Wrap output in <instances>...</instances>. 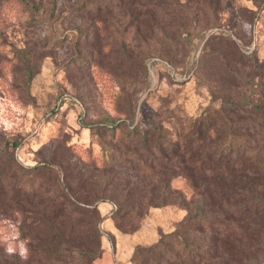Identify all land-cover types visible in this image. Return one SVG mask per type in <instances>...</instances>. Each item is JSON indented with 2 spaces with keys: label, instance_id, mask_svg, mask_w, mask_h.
Wrapping results in <instances>:
<instances>
[{
  "label": "rangeland",
  "instance_id": "obj_1",
  "mask_svg": "<svg viewBox=\"0 0 264 264\" xmlns=\"http://www.w3.org/2000/svg\"><path fill=\"white\" fill-rule=\"evenodd\" d=\"M132 2L0 0V260L89 264L82 250L88 215L73 213V199L66 197V188L78 189V175H86V192L100 197L102 238L94 264H140L148 256L139 253L132 261L136 247L174 232L184 235L186 216L208 198L181 172L170 182L181 198L159 208L154 197L161 193V177L119 168L91 174L88 164L110 162L112 155L123 161L112 146L135 126L157 127L153 139L160 134L163 143L184 144L198 126L214 124L208 136L224 133L233 113L238 120L264 121V0ZM137 10L144 14L139 19ZM262 137L246 133L248 176L255 185L246 197L262 234L248 243L245 236L242 245L230 242L216 264H264ZM117 188L137 192L144 204L133 234L117 228L119 215L102 202L112 201ZM62 203L64 213L56 208ZM32 207L46 208L62 222L67 217L62 232L74 238L47 241L43 221L33 224Z\"/></svg>",
  "mask_w": 264,
  "mask_h": 264
},
{
  "label": "trees",
  "instance_id": "obj_2",
  "mask_svg": "<svg viewBox=\"0 0 264 264\" xmlns=\"http://www.w3.org/2000/svg\"><path fill=\"white\" fill-rule=\"evenodd\" d=\"M138 3V0L132 2V4ZM2 7L6 9L7 5L4 4ZM136 15L139 19L144 14L137 10ZM262 68L261 78L264 79V66ZM261 96L264 99V89ZM258 108L263 109V106L258 105ZM213 125L209 123L205 129H202V126L194 128L188 136H184L186 141L184 144L172 140L163 143L164 137L160 134L153 139L151 132H155L157 127L141 131L135 126L132 128L133 131L130 130L121 139L120 146H112L113 152L118 153L119 157H124L123 161L117 160L112 155L110 162L99 164L94 161L88 164L90 170L88 173L91 174L97 171L106 172L108 168H119L139 176L161 177V193L154 197V200H159L161 204L159 208L167 206L168 204L165 203H169V200L181 198L179 192L170 187V182L181 172L188 177L194 189L209 200L205 203L204 198L202 204H196L193 211L186 216V221L182 225L188 226L189 229L184 235L174 232V234L162 236L150 246L136 247L132 261L136 260L139 253H146L148 257L143 258L140 264H216V255L221 251L227 252L228 248L231 249L230 242L242 245L245 236L248 243L253 241L250 237L257 238V235L262 234L259 232L260 227L253 219L254 208L246 197L249 190L255 187L248 176L250 172L248 168L252 163H250L251 148L246 141V133L249 139L264 136V121H257L250 117L246 119L242 117L238 120L236 113H233L225 118L224 126L227 127L224 133L217 131L216 136H208L210 133L206 131ZM237 125H241L243 134L237 132ZM133 136L136 143H133ZM227 142L228 145H226ZM153 143L155 144L152 153L150 147ZM143 151H147L149 156L143 154ZM206 172L208 175L205 174ZM78 179V182L80 181L78 189L72 190L67 187L66 197L73 199L71 203V206L75 208L73 213L88 215L87 221H83V226L86 228V242L82 250L85 255L87 254L89 264H94L100 258L102 238L97 229V223L100 222L97 217L100 219V216L96 205L100 197L86 192L89 181L86 175L81 177L78 175ZM117 189L118 191L110 196L112 201L103 200L102 202L111 205L113 217L119 215L117 228L124 234H133L138 231L143 220L144 204L141 202L142 199L137 200V192L131 189L126 192H123L122 188ZM15 200L19 202L17 198ZM18 204L20 206V203ZM41 206V203L36 205V207ZM63 206L62 203L56 208L64 213L65 206ZM30 213L33 215V224L43 221L47 241L55 243L62 242L63 239L71 241L74 238L75 234L72 232L67 237L62 232L63 227L68 225L65 214L66 219L62 222L58 216L46 211V208L38 212L32 207ZM212 213L220 216L218 222L212 218ZM246 257H248L247 254ZM0 264H20V260L19 258L0 260ZM38 264L44 263L38 262Z\"/></svg>",
  "mask_w": 264,
  "mask_h": 264
},
{
  "label": "clouds",
  "instance_id": "obj_3",
  "mask_svg": "<svg viewBox=\"0 0 264 264\" xmlns=\"http://www.w3.org/2000/svg\"><path fill=\"white\" fill-rule=\"evenodd\" d=\"M11 251V250H10Z\"/></svg>",
  "mask_w": 264,
  "mask_h": 264
},
{
  "label": "crops",
  "instance_id": "obj_4",
  "mask_svg": "<svg viewBox=\"0 0 264 264\" xmlns=\"http://www.w3.org/2000/svg\"><path fill=\"white\" fill-rule=\"evenodd\" d=\"M156 243V242H155Z\"/></svg>",
  "mask_w": 264,
  "mask_h": 264
}]
</instances>
